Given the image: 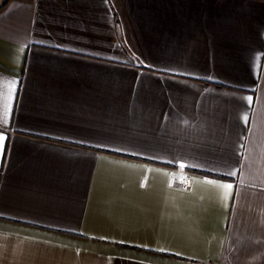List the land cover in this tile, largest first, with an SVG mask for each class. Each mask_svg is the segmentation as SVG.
Returning <instances> with one entry per match:
<instances>
[{"label":"crops","instance_id":"0c3cea01","mask_svg":"<svg viewBox=\"0 0 264 264\" xmlns=\"http://www.w3.org/2000/svg\"><path fill=\"white\" fill-rule=\"evenodd\" d=\"M5 111L0 264H264V0H0Z\"/></svg>","mask_w":264,"mask_h":264},{"label":"snow or ice","instance_id":"6c2138e0","mask_svg":"<svg viewBox=\"0 0 264 264\" xmlns=\"http://www.w3.org/2000/svg\"><path fill=\"white\" fill-rule=\"evenodd\" d=\"M11 88H15V82H11L10 84ZM6 118H7V111H5L3 116H0V122H6ZM6 139L5 135L0 132V146L3 145L4 140ZM221 187H223L226 190L231 189L233 186L231 184H224V185H220Z\"/></svg>","mask_w":264,"mask_h":264},{"label":"trees","instance_id":"16d2710c","mask_svg":"<svg viewBox=\"0 0 264 264\" xmlns=\"http://www.w3.org/2000/svg\"><path fill=\"white\" fill-rule=\"evenodd\" d=\"M5 5V3L3 4V6Z\"/></svg>","mask_w":264,"mask_h":264}]
</instances>
